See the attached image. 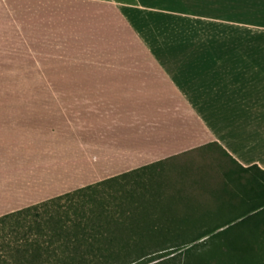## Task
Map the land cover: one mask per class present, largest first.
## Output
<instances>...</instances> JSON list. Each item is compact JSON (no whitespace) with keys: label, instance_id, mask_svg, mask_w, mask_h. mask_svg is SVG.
I'll return each instance as SVG.
<instances>
[{"label":"crops","instance_id":"0c3cea01","mask_svg":"<svg viewBox=\"0 0 264 264\" xmlns=\"http://www.w3.org/2000/svg\"><path fill=\"white\" fill-rule=\"evenodd\" d=\"M64 2L65 34L78 30L83 43L82 62L60 70L69 79L41 82L33 55L0 51L10 74L0 80V216L126 172L151 178L198 154L264 170V34L232 11L264 0ZM24 71L31 80L18 79ZM221 183L230 182L139 194V226L202 230L184 218L214 216L217 200L202 188Z\"/></svg>","mask_w":264,"mask_h":264},{"label":"trees","instance_id":"16d2710c","mask_svg":"<svg viewBox=\"0 0 264 264\" xmlns=\"http://www.w3.org/2000/svg\"><path fill=\"white\" fill-rule=\"evenodd\" d=\"M208 156L230 183L214 189V216L184 218L202 230L144 231L142 193L124 190L115 202L108 190L126 181L132 173L126 172L0 216V264H264V170ZM177 252L183 258L174 261Z\"/></svg>","mask_w":264,"mask_h":264},{"label":"rangeland","instance_id":"374dc122","mask_svg":"<svg viewBox=\"0 0 264 264\" xmlns=\"http://www.w3.org/2000/svg\"><path fill=\"white\" fill-rule=\"evenodd\" d=\"M64 3V0H0V51L20 50L25 54L33 55L41 68L39 73L41 82L69 79L72 74L60 70L67 65H79L82 62L83 43L81 45L78 30L75 39H69L65 34V15L62 10ZM248 4L254 6L256 3L255 0H248ZM232 11L233 17L238 18L240 14L245 17L249 24L248 28L252 27L250 24L260 25L261 29L258 31L264 34V8L249 7L242 10L232 9ZM88 47H95L94 41L89 42ZM9 75L0 73V80L8 79ZM31 78V72L24 71L18 74V79L21 80H31ZM43 91L41 88V93ZM192 159L193 162L184 166L180 165L170 170H155L154 177H142V182L139 184H134L135 180L130 176L121 184L115 183L113 188L108 190L117 197L114 199L117 202L124 190L127 193L131 190L142 194L169 193L174 192L175 185L179 183L198 180V178L221 177L219 164H214L210 156L198 154ZM164 182L169 184L165 185ZM243 184L244 187L249 185L246 180ZM217 186L212 188L203 186L202 190L213 195ZM198 249L203 250V248ZM182 258L183 255L177 252L173 260L178 261ZM144 261L149 260H138L136 264ZM157 261L148 264H155Z\"/></svg>","mask_w":264,"mask_h":264}]
</instances>
